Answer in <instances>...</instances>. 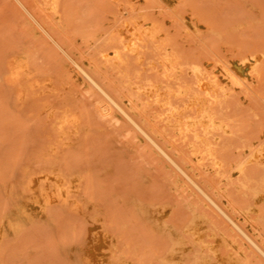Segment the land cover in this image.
Returning <instances> with one entry per match:
<instances>
[{
    "label": "rangeland",
    "instance_id": "obj_1",
    "mask_svg": "<svg viewBox=\"0 0 264 264\" xmlns=\"http://www.w3.org/2000/svg\"><path fill=\"white\" fill-rule=\"evenodd\" d=\"M25 1L68 50L94 59L98 76L132 98L127 103L134 109L143 100L130 82L167 84L147 65L155 49L144 48L141 60L126 56L123 77L98 59L112 27L95 40L103 26L127 15L120 5L129 1L146 6L141 8L174 37L185 73L214 61L238 68L242 85L229 86L213 106L227 125V132L211 135L213 159L184 160L182 140L163 141L264 243V201L251 200L263 171L236 164L239 151L264 140V0H62L59 20L42 0ZM253 55L254 67L241 68ZM15 63L25 64L38 85L28 88L26 78L11 82ZM73 74V65L18 3L0 0V264H264L144 136L118 112L106 111L100 94ZM179 75L178 82L188 84L182 81L187 75ZM20 92L27 95L24 102ZM64 108L79 117L80 127L74 133L64 127L58 135L54 116ZM61 194L65 199H49Z\"/></svg>",
    "mask_w": 264,
    "mask_h": 264
},
{
    "label": "bare ground",
    "instance_id": "obj_2",
    "mask_svg": "<svg viewBox=\"0 0 264 264\" xmlns=\"http://www.w3.org/2000/svg\"><path fill=\"white\" fill-rule=\"evenodd\" d=\"M15 1L44 32L46 37L61 51L69 63L73 65V75L77 74L85 79L100 94L107 105L106 111L118 112L137 132L144 136L231 223L235 230L249 243L251 248L257 251L264 259V243L224 208L221 202L203 186L184 161L190 159L197 164H203L205 160L213 159L212 133L215 131L227 132V125L217 120V116L214 114L216 110L213 106L218 103L221 104V101L223 102L222 96L228 95L229 86L231 87L232 84L242 85L244 78L239 74L238 68L226 62H207L205 65L201 64L200 66L199 64L189 67L188 69H191L188 72V76L187 72L185 73V70H182V67L180 68L182 64L180 59L182 57L178 53L180 52L179 48L175 50L178 47L174 45L175 41L172 44L171 39L173 40L174 37L166 36L162 25L151 18V16H148L149 13H146L148 10L145 12L142 9L146 8V6L142 7V5H137L136 2H133L135 3L134 5L129 1L126 6L120 5V10L125 11L123 13L127 15L117 19L115 25L111 21L112 26L106 25V28L103 26L100 29L102 33H99L95 40L104 38V34L107 33L104 30H109L108 27H112L107 33L106 40L104 39L109 45L98 51V59L117 68L116 72L122 74L123 77L127 71V68L123 67L125 62H128L126 56L127 58L129 55L134 56L141 60L142 53L145 52L144 48L146 49V47L151 45L152 47L150 48L155 49V54L153 55L155 58H150L153 61L151 65L150 63L147 65L161 72L162 77L165 76L164 79L167 84L165 86V82H163V85L160 84L158 82L160 79H156L155 82L153 81L154 83L150 80V84L142 83L144 85L130 82L129 88L138 96L137 98L143 100L141 102L142 107H138L140 110L138 108L134 109V102L131 105L127 103V101L131 102L132 98L124 96L121 92H115L98 76L99 71L94 59L83 58L72 53L55 37L45 21L36 15L25 0ZM42 1L45 3L43 8L48 9L59 20L62 0ZM122 11H119L121 16L123 14ZM256 58L257 56L253 55V58L243 59L240 62V67L252 69ZM139 65L141 67L142 63ZM149 66H147V69L150 68ZM180 70L184 71V74L180 73ZM179 74L187 75L183 76L187 80L182 81L188 82V84L181 83V81L178 82L179 77H182ZM29 75L30 72L25 64L15 63L9 69L8 78L13 83H18L22 78H26L28 80L27 86L31 89L38 85V81L32 80ZM26 97L25 93L20 92L18 94L21 102H24ZM43 105L45 107L47 103ZM149 108L151 110H148ZM54 118L56 119L58 135L63 134L64 127L71 128L73 133L80 127L79 117L68 108H64ZM71 136L72 134L70 133L66 137L70 139ZM161 136L162 140L159 138ZM261 139H264V135ZM163 140L168 141L169 144H173L176 140H182L186 147L184 160L178 158ZM174 148L178 149L177 146ZM239 154L241 156L236 162L237 168H242L244 165L252 163L262 169V179L257 188L252 191L251 200L255 203L264 201V140L256 144L247 145V151H239ZM214 166L220 168L219 162L214 161ZM31 181L32 179L29 178L28 182ZM49 199L60 200L65 199V197L62 194L50 195Z\"/></svg>",
    "mask_w": 264,
    "mask_h": 264
}]
</instances>
